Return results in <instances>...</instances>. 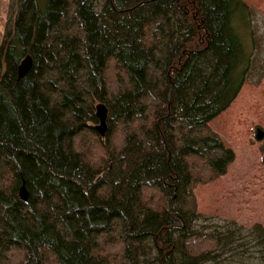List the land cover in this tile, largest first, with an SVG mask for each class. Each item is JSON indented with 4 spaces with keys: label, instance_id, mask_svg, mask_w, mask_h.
I'll list each match as a JSON object with an SVG mask.
<instances>
[{
    "label": "trees",
    "instance_id": "1",
    "mask_svg": "<svg viewBox=\"0 0 264 264\" xmlns=\"http://www.w3.org/2000/svg\"><path fill=\"white\" fill-rule=\"evenodd\" d=\"M236 11L250 14L243 0H9L0 264H264L262 224L188 205L235 159L210 121L250 67Z\"/></svg>",
    "mask_w": 264,
    "mask_h": 264
},
{
    "label": "rangeland",
    "instance_id": "2",
    "mask_svg": "<svg viewBox=\"0 0 264 264\" xmlns=\"http://www.w3.org/2000/svg\"><path fill=\"white\" fill-rule=\"evenodd\" d=\"M243 1L250 14L234 12L232 26L250 55L249 71L231 107L210 121L213 131L234 150L235 159L224 175L196 185L188 205L206 216L249 227L264 226V140L255 138L256 127L264 130V0ZM8 4L9 0H0V46ZM256 121L260 124L252 130Z\"/></svg>",
    "mask_w": 264,
    "mask_h": 264
},
{
    "label": "water",
    "instance_id": "3",
    "mask_svg": "<svg viewBox=\"0 0 264 264\" xmlns=\"http://www.w3.org/2000/svg\"><path fill=\"white\" fill-rule=\"evenodd\" d=\"M32 66V59L29 55L25 56L18 65L17 72L18 78H23ZM95 115L97 117L98 123L95 125L96 132L103 137L105 135L107 125H106V118H107V109L103 103H98L95 106ZM255 138L259 141L264 139V130L257 128L255 131ZM19 198L22 201H27L28 192L25 189V186L22 184L18 191Z\"/></svg>",
    "mask_w": 264,
    "mask_h": 264
},
{
    "label": "crops",
    "instance_id": "4",
    "mask_svg": "<svg viewBox=\"0 0 264 264\" xmlns=\"http://www.w3.org/2000/svg\"><path fill=\"white\" fill-rule=\"evenodd\" d=\"M245 84V83H244ZM243 88V87H242ZM242 90V89H241ZM242 92V91H241ZM241 92H239V94L238 95H240L241 94ZM236 99V98H235ZM232 105V104H231ZM231 105L229 106V108L231 107ZM257 124H260V123H257V121L256 122H253V124H252V126H251V128L253 127V126H255V125H257ZM211 126V125H210ZM212 128V127H211ZM252 130H253V128H252ZM252 130L250 129V133L252 132ZM218 134V133H217ZM219 135V134H218ZM222 139V138H221ZM224 142V141H223ZM225 143V142H224ZM227 145V144H226ZM228 146V145H227Z\"/></svg>",
    "mask_w": 264,
    "mask_h": 264
},
{
    "label": "flooded vegetation",
    "instance_id": "5",
    "mask_svg": "<svg viewBox=\"0 0 264 264\" xmlns=\"http://www.w3.org/2000/svg\"><path fill=\"white\" fill-rule=\"evenodd\" d=\"M257 128H260V129H262L261 127H256V129H257ZM262 130H263V129H262ZM255 131H256V130H255ZM263 140H264V139H263ZM263 140H261V141H263Z\"/></svg>",
    "mask_w": 264,
    "mask_h": 264
}]
</instances>
